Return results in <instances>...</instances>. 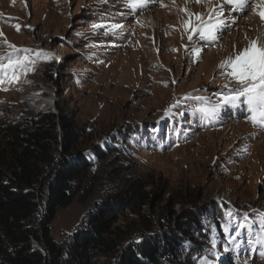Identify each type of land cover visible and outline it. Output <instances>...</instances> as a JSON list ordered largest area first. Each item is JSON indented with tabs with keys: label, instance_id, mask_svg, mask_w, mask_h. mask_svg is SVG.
<instances>
[{
	"label": "rangeland",
	"instance_id": "rangeland-1",
	"mask_svg": "<svg viewBox=\"0 0 264 264\" xmlns=\"http://www.w3.org/2000/svg\"><path fill=\"white\" fill-rule=\"evenodd\" d=\"M148 7L157 16L156 39L140 23L145 8L130 9L125 0H0V53L11 51L7 45L12 44L55 54L41 58L17 83L0 86L7 88L0 90V126L22 124L58 105L84 128L77 149L91 157L93 146L103 150L105 157H93L89 176L75 185L73 198L50 223L59 243L65 245L87 212L115 188L139 181L156 195L145 210L156 220L164 213L161 224L184 221V211L204 222L205 229L193 228L191 245H185L191 264L204 256L214 264H264V245L249 247L255 237L246 231L236 250L228 243L227 227L234 228L243 214L253 224L264 213V129L246 119L243 107L225 108L217 118L196 112L202 102L194 99L215 100L224 91L221 86L230 82L218 65L252 39L264 42V21L249 7L231 17L237 22L217 42L206 44L198 34L189 41L184 29L189 17L182 11L207 14L206 2L156 0ZM101 23L123 27L116 35L93 30ZM194 44L202 48L198 59ZM187 94L193 99L185 101ZM177 101L184 102L171 108ZM259 230L255 223L253 231ZM89 264L112 261L97 256Z\"/></svg>",
	"mask_w": 264,
	"mask_h": 264
},
{
	"label": "trees",
	"instance_id": "trees-1",
	"mask_svg": "<svg viewBox=\"0 0 264 264\" xmlns=\"http://www.w3.org/2000/svg\"><path fill=\"white\" fill-rule=\"evenodd\" d=\"M84 134L58 105L22 124L0 126V264H89L97 256L112 264H191L185 245L204 222L184 211V221L161 224L164 213L156 220L145 210L156 195L139 181L95 204L65 245L53 238L57 209L85 182L93 157H105L97 145L93 157L77 149Z\"/></svg>",
	"mask_w": 264,
	"mask_h": 264
},
{
	"label": "snow or ice",
	"instance_id": "snow-or-ice-1",
	"mask_svg": "<svg viewBox=\"0 0 264 264\" xmlns=\"http://www.w3.org/2000/svg\"><path fill=\"white\" fill-rule=\"evenodd\" d=\"M149 2H156V0H125L126 6L130 9L146 7ZM195 2H206L209 11L204 14L191 13L187 8L182 9L189 17L184 21V29L189 33V41L193 39V34H198L199 41L206 44L217 42L223 31L237 22L236 19L231 17L243 14L249 7H252L254 12L264 21V0H255V2L254 0H218L215 5L213 0H195ZM226 8L228 9L227 12L225 11ZM122 27L121 24L101 23L93 25V30L104 28L106 34L111 32L116 35L117 30L122 29ZM17 30L19 31L18 27ZM7 46L11 51L0 53V86L17 83L21 76L35 70V65L41 58L44 60L55 58L54 53L39 48L17 47L12 44ZM185 49L188 50L187 45ZM191 51L194 58L198 59L202 48L200 44H194ZM218 68L223 70L221 72L222 78H227L230 83L234 81L237 86L230 87V83L222 85L221 88L224 91L217 95L215 100L212 97H194L195 100L202 102L195 111L218 118L221 110L225 108L243 107L247 113L246 119L254 126L264 129V42L252 39L243 50L221 61ZM0 90L7 91V88H0ZM191 99H193L192 94H187L185 101ZM183 102L177 101L176 104L170 107L173 109L179 108ZM179 114L183 115V113ZM227 215L232 214L229 212ZM258 216V221L250 224L247 214H243L242 219L235 224L234 228L227 226L230 234L228 243L233 244L236 250L240 249V244L237 241L246 231L249 232V235L255 237V239L248 241L249 247L253 243L264 245V213H259ZM255 223L259 225V232L253 231ZM232 232H235V235H231ZM210 242L212 248L215 249L217 240L213 238ZM230 250L232 249L225 248V251ZM212 254L218 257V253L212 252ZM198 264H214V262L204 256L198 259Z\"/></svg>",
	"mask_w": 264,
	"mask_h": 264
},
{
	"label": "bare ground",
	"instance_id": "bare-ground-1",
	"mask_svg": "<svg viewBox=\"0 0 264 264\" xmlns=\"http://www.w3.org/2000/svg\"><path fill=\"white\" fill-rule=\"evenodd\" d=\"M149 4V3H148ZM145 8V10L144 11H142L139 15H140V23L141 24H143V25H148L149 26V28H151V30L154 32V34H152L151 36L154 38V39H156L155 38V35H156V33H157V16L156 15H154L150 10H149V7H148V5L146 6V7H144ZM225 11H228V9H226ZM240 15V14H239ZM239 15H234L233 16V18H236V17H238ZM249 16H251V14L249 15ZM249 16H247V20L249 19V21H250V17ZM193 19H194V17H193ZM175 28L179 31V34L183 37L184 35H185V33L183 34L182 33V31H181V26L180 25H177V26H175ZM248 33H246V36H249V35H247ZM148 35H150V32H149V34ZM145 36V35H144ZM264 36V29H262V31L260 32V39L262 38ZM153 39V40H154ZM144 41V40H143ZM33 100H35V99H38V97H34V98H32Z\"/></svg>",
	"mask_w": 264,
	"mask_h": 264
}]
</instances>
